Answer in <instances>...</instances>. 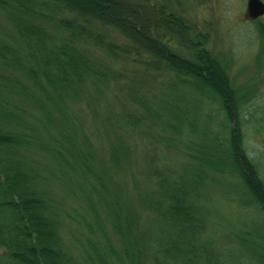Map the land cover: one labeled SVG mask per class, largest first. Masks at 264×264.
<instances>
[{
  "label": "trees",
  "instance_id": "1",
  "mask_svg": "<svg viewBox=\"0 0 264 264\" xmlns=\"http://www.w3.org/2000/svg\"><path fill=\"white\" fill-rule=\"evenodd\" d=\"M190 8L0 0V264H264V106ZM220 192L250 211L217 250Z\"/></svg>",
  "mask_w": 264,
  "mask_h": 264
},
{
  "label": "rangeland",
  "instance_id": "2",
  "mask_svg": "<svg viewBox=\"0 0 264 264\" xmlns=\"http://www.w3.org/2000/svg\"><path fill=\"white\" fill-rule=\"evenodd\" d=\"M264 2V0H262ZM193 16L201 25L211 31V49L231 59V74L237 82H254L256 84L257 109L256 117H261L259 104L264 106V61L258 63L257 55L261 48L260 30L264 27V16L252 20L247 18L248 0H187ZM122 39V37H119ZM252 129V130H251ZM247 144L252 156L264 170V130L250 125ZM232 198V197H231ZM230 196L221 192L214 195L210 204V221L203 237L213 240L215 248L239 246L242 243L238 236H243L241 221L248 220L249 208H238ZM257 216V215H256ZM251 228V225H248ZM250 228H246L249 230ZM241 229V230H240ZM3 249L0 248V255Z\"/></svg>",
  "mask_w": 264,
  "mask_h": 264
},
{
  "label": "water",
  "instance_id": "3",
  "mask_svg": "<svg viewBox=\"0 0 264 264\" xmlns=\"http://www.w3.org/2000/svg\"><path fill=\"white\" fill-rule=\"evenodd\" d=\"M246 16L252 20L264 16V2L262 0H248Z\"/></svg>",
  "mask_w": 264,
  "mask_h": 264
}]
</instances>
